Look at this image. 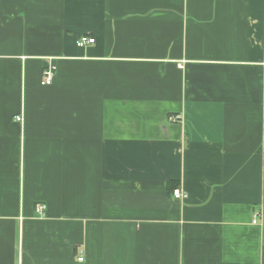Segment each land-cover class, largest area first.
Segmentation results:
<instances>
[{
	"label": "crops",
	"instance_id": "1",
	"mask_svg": "<svg viewBox=\"0 0 264 264\" xmlns=\"http://www.w3.org/2000/svg\"><path fill=\"white\" fill-rule=\"evenodd\" d=\"M0 264H264V0H0Z\"/></svg>",
	"mask_w": 264,
	"mask_h": 264
},
{
	"label": "built area",
	"instance_id": "2",
	"mask_svg": "<svg viewBox=\"0 0 264 264\" xmlns=\"http://www.w3.org/2000/svg\"><path fill=\"white\" fill-rule=\"evenodd\" d=\"M96 40L95 37H91L88 35H83L81 38L78 39L77 44L79 46H84L90 43H94ZM56 70H57V66L54 63H50L48 64L44 70H43V79H42V84L44 85H49L52 84L53 79L55 77L56 74ZM173 196L175 198L178 199H183L184 197H186V194L183 192L181 187H176L173 189ZM47 205L44 202H38L35 205V213H37L38 215L44 213V211L46 210ZM253 222L256 223L257 222V218L255 217L253 219ZM79 261H83L84 260V256L80 255L78 257Z\"/></svg>",
	"mask_w": 264,
	"mask_h": 264
},
{
	"label": "trees",
	"instance_id": "3",
	"mask_svg": "<svg viewBox=\"0 0 264 264\" xmlns=\"http://www.w3.org/2000/svg\"><path fill=\"white\" fill-rule=\"evenodd\" d=\"M42 72H43V71H42ZM174 188H175V187H174ZM174 188H173V189H174ZM172 191H173V190H172Z\"/></svg>",
	"mask_w": 264,
	"mask_h": 264
}]
</instances>
